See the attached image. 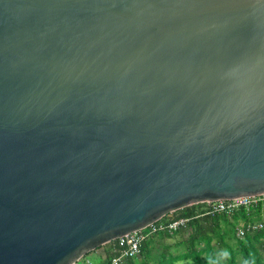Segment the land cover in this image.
<instances>
[{"label":"water","instance_id":"1","mask_svg":"<svg viewBox=\"0 0 264 264\" xmlns=\"http://www.w3.org/2000/svg\"><path fill=\"white\" fill-rule=\"evenodd\" d=\"M262 194L264 0H0V264Z\"/></svg>","mask_w":264,"mask_h":264},{"label":"trees","instance_id":"2","mask_svg":"<svg viewBox=\"0 0 264 264\" xmlns=\"http://www.w3.org/2000/svg\"><path fill=\"white\" fill-rule=\"evenodd\" d=\"M206 206L207 203L194 204L167 215L165 218L186 217L189 222L175 234L153 235L143 244L142 256L129 258L124 264H264V227L246 229L243 238L237 234L242 225L264 223V202L241 207L233 214H208ZM179 233H187V238L175 244L162 242ZM160 243L164 244L163 249L155 257L154 247ZM109 244L113 245V256L118 250V240ZM174 245L182 250L173 253Z\"/></svg>","mask_w":264,"mask_h":264},{"label":"built area","instance_id":"3","mask_svg":"<svg viewBox=\"0 0 264 264\" xmlns=\"http://www.w3.org/2000/svg\"><path fill=\"white\" fill-rule=\"evenodd\" d=\"M259 201L264 202V194L254 197H241L233 200H219L207 203L206 211L208 214H233L241 207H249ZM189 222V218H162L161 220L150 224L146 228L134 231L120 237L118 240V250L106 262L101 264H124L129 258H140L142 256L143 244L152 238L153 235L165 232L175 234L178 230L185 227ZM264 227L263 222L250 223L246 227L244 225L238 228L239 238L245 236L246 229L254 230ZM84 258V257H83ZM82 258V259H83ZM80 261V260H79ZM77 261L74 264H79ZM84 264H100L94 261L91 256H87Z\"/></svg>","mask_w":264,"mask_h":264},{"label":"rangeland","instance_id":"4","mask_svg":"<svg viewBox=\"0 0 264 264\" xmlns=\"http://www.w3.org/2000/svg\"><path fill=\"white\" fill-rule=\"evenodd\" d=\"M183 238L184 239L187 238V233H184V234H180V233L179 234H176L172 238L166 239V240H164L162 242L164 244H168V243L175 244V242L178 243V241L181 240V239H183ZM164 244L160 243L156 247H154L153 252H154V256L155 257H156V255H158V253H160L162 251ZM181 250H182V247L179 248L178 245H174L172 247L173 253H178ZM87 256H91V253L88 254V255H86V256H84V258L79 261V264H84V261H85V259H86ZM181 264H186V262H183Z\"/></svg>","mask_w":264,"mask_h":264},{"label":"crops","instance_id":"5","mask_svg":"<svg viewBox=\"0 0 264 264\" xmlns=\"http://www.w3.org/2000/svg\"><path fill=\"white\" fill-rule=\"evenodd\" d=\"M112 248H113V245L107 243L101 246V248L91 252V257L97 263H100V264L104 263L107 260H109L110 257L112 256Z\"/></svg>","mask_w":264,"mask_h":264}]
</instances>
